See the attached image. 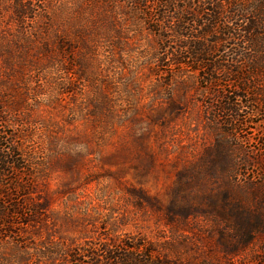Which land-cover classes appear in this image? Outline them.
<instances>
[{"label": "trees", "instance_id": "trees-1", "mask_svg": "<svg viewBox=\"0 0 264 264\" xmlns=\"http://www.w3.org/2000/svg\"><path fill=\"white\" fill-rule=\"evenodd\" d=\"M95 1L130 10H76L67 14L68 3L62 0H0V237L13 242L10 249H18L19 239L47 230L51 214L47 198L42 199L37 189L38 180L47 174L39 172L36 152L26 151L24 147L29 135H22L18 142L11 143L9 139L14 137L2 130L7 112L24 107L21 94L7 97L5 89L16 93L17 83H24L27 68H42L46 79L52 77L51 69L62 68L71 75L66 84L55 80L57 86L62 85L64 93L73 98L83 96L74 90L76 82L85 83L93 91L87 96L85 108L79 107L81 110H72L71 114L77 113L85 120L92 128L90 135L97 139L105 132L113 134L125 117L136 118L139 109L131 111L126 107L118 116L114 101L103 88L109 82L97 79L95 73L98 69L110 73V66L122 60L119 50L122 51L126 42L122 41L120 30L127 23L141 22L156 37L157 47L147 51L157 67L153 68L154 74L164 80L163 75L172 73L165 82L172 110L183 107L182 94L174 93L175 88L179 90L183 85L179 80L182 66L201 73L202 80L210 85L218 73L229 77L227 81L231 84L214 91L216 98L222 99L217 111L228 114L226 133L232 138L222 166L225 188L207 195L209 207L201 206V209L215 218L223 264H264V123L259 124L261 130L254 128L258 134L256 147L234 142L235 133L242 130L244 108L248 109L250 118L264 115V0ZM181 1L197 7L189 12L191 18L185 17ZM6 10H11L15 28L4 23ZM119 14H123V22L119 21ZM35 22L36 26L29 27ZM101 45H105L107 54H99ZM220 47H230L231 59L213 60V53ZM147 113L152 122L165 125L163 107L156 114ZM47 130L51 136L48 146L54 151L58 149L63 154L60 160L67 158L66 167H71L78 153L72 150L76 137L63 128L61 133ZM217 157L213 162L219 161V152ZM189 175L197 180V172L191 171ZM180 199L170 200L166 212L170 224L176 222L177 215L184 216L191 209L187 196L181 195ZM41 245L37 254L45 259L42 264H55L52 257L68 251L65 246ZM51 247L59 251H51ZM84 251L89 257L87 264H189L163 258L160 252L154 255V250L143 248L139 243L130 245L124 240H108L98 246H88ZM72 253L76 255V251ZM13 263L22 264L19 260ZM212 263L207 258L200 262Z\"/></svg>", "mask_w": 264, "mask_h": 264}, {"label": "rangeland", "instance_id": "rangeland-1", "mask_svg": "<svg viewBox=\"0 0 264 264\" xmlns=\"http://www.w3.org/2000/svg\"><path fill=\"white\" fill-rule=\"evenodd\" d=\"M62 1L68 3L67 14L76 10H130L121 5L113 7L106 1ZM180 5L186 18H191V10H197L194 3L190 6L181 1ZM118 16L123 22V14ZM12 17L11 10H6L4 23L15 28ZM36 25L35 22L29 27ZM120 32L122 41L126 42L122 51L119 50L122 60L110 66V73L98 69L95 74L97 79L109 82L103 88L114 101L118 116L126 107L131 111L137 108L140 114L134 119L125 117L113 134L105 132L97 139L90 135L92 128L85 120L77 113L71 114L72 110L85 108L87 96L93 91L85 83L76 82L73 88L83 96L73 98L64 93L62 85L57 86L55 80L66 84L71 75L62 68L51 69L54 73L48 79L43 76L42 68H27L24 83H17L16 93L5 89L7 97L21 94L24 107L7 112L2 130L14 137L9 139L11 143L18 142L22 135H29L24 147L26 151L36 152L38 170L47 174L38 180L37 189L42 199L47 198L51 214L47 230L19 239L18 249H10L13 242L0 237V264L17 260L22 264H42L45 259L37 254L41 244L68 248L52 257L55 264H87L89 257L84 250L108 240H124L130 245L139 243L143 248L154 250V255L160 252L165 255L163 258L189 264H200L205 258L212 264L224 263L215 218L201 206L208 208L206 196L225 188L222 166L232 138L226 133L228 114L217 111L222 99L216 98L214 91L231 84L227 81L229 77L218 73L210 85L202 80L201 73L182 66L179 80L183 85L179 90L175 88L174 93L182 94L184 102L176 112L169 108L165 93L169 90L165 82L172 73L160 79L154 74L155 63L147 55L153 46L157 47L155 35L141 22L127 23ZM98 51L107 54L105 45ZM228 53L230 47H220L212 58L231 59L233 54ZM162 107L165 125L152 122L147 113L156 114ZM247 111L244 108L241 113L245 118L242 130L235 133L234 142L253 148L258 144L254 128L262 129L259 124L264 123V115L250 118ZM48 128L52 133L56 130L61 133L63 128L76 137L72 150L78 153L71 167H66L67 158L60 160L63 154L58 149L54 151L48 146L51 137ZM218 152L221 157L213 162ZM191 171L197 172V180L190 177ZM181 195L187 196L191 209L184 216L177 215L176 222L170 224L166 219L170 200L181 201ZM50 250L58 249L51 247Z\"/></svg>", "mask_w": 264, "mask_h": 264}]
</instances>
